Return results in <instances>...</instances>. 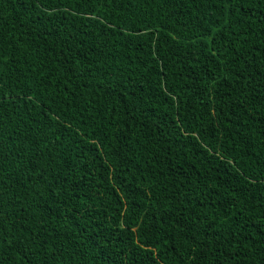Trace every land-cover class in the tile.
<instances>
[{"label":"trees","instance_id":"trees-1","mask_svg":"<svg viewBox=\"0 0 264 264\" xmlns=\"http://www.w3.org/2000/svg\"><path fill=\"white\" fill-rule=\"evenodd\" d=\"M0 264H264V0H0Z\"/></svg>","mask_w":264,"mask_h":264}]
</instances>
